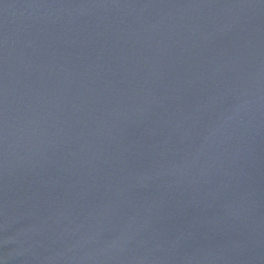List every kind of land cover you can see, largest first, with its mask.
I'll list each match as a JSON object with an SVG mask.
<instances>
[{"label": "water", "instance_id": "1", "mask_svg": "<svg viewBox=\"0 0 264 264\" xmlns=\"http://www.w3.org/2000/svg\"><path fill=\"white\" fill-rule=\"evenodd\" d=\"M0 264H264V0H0Z\"/></svg>", "mask_w": 264, "mask_h": 264}]
</instances>
